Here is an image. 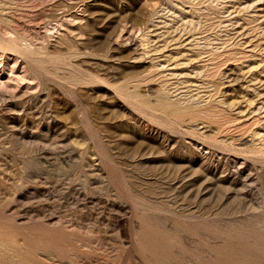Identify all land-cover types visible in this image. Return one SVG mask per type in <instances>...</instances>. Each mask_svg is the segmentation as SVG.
Listing matches in <instances>:
<instances>
[{"label": "rangeland", "instance_id": "obj_1", "mask_svg": "<svg viewBox=\"0 0 264 264\" xmlns=\"http://www.w3.org/2000/svg\"><path fill=\"white\" fill-rule=\"evenodd\" d=\"M0 264H264V0H0Z\"/></svg>", "mask_w": 264, "mask_h": 264}]
</instances>
